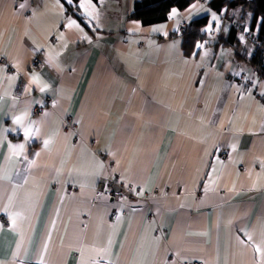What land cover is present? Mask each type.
Instances as JSON below:
<instances>
[{"label":"crops","instance_id":"crops-1","mask_svg":"<svg viewBox=\"0 0 264 264\" xmlns=\"http://www.w3.org/2000/svg\"><path fill=\"white\" fill-rule=\"evenodd\" d=\"M209 1L144 25L134 0H0V264H264V81L213 53L236 26L252 54L251 12Z\"/></svg>","mask_w":264,"mask_h":264},{"label":"trees","instance_id":"trees-1","mask_svg":"<svg viewBox=\"0 0 264 264\" xmlns=\"http://www.w3.org/2000/svg\"><path fill=\"white\" fill-rule=\"evenodd\" d=\"M193 0H134L133 10L126 17L129 19H137L144 25L155 24L164 22L169 17V12L172 7L178 9H184ZM210 6L219 11L221 7L227 6V8L241 7L251 12L250 31L253 32L254 27L259 17L264 19V0H210L208 2ZM259 22L258 30L255 33L256 39L254 43V50L251 56L246 60L245 65L251 67V72L254 73L257 78L264 81V23ZM207 23V17H199L190 20L187 26L181 33L182 47L186 53H190L195 43L202 41L206 38V34L202 31ZM239 27H230L228 35L224 37H216V45L231 44L236 45L237 49L235 54L231 56V61L238 65L240 62H244L246 57L242 53V48L238 43L236 32ZM178 33V32H177ZM238 43V45H237Z\"/></svg>","mask_w":264,"mask_h":264},{"label":"snow or ice","instance_id":"snow-or-ice-1","mask_svg":"<svg viewBox=\"0 0 264 264\" xmlns=\"http://www.w3.org/2000/svg\"><path fill=\"white\" fill-rule=\"evenodd\" d=\"M67 2H68V3H72V4H74V5H75L78 9H80L85 15H90L89 13H87V12L85 11V7H86V5H85L84 0H67ZM98 2H99V0H87V4H92V5L97 4ZM21 7H23V5H21ZM175 11H176V10L173 9V13H175ZM216 20H217V18H216V16H215V14H213V19H212V21L209 23V25L205 28V31H211L212 24H213V23H216ZM261 23H264V19L261 20ZM245 31H247V29H245ZM240 39L243 40V36H241ZM197 47L199 48V47H201V45H200V44H197ZM9 79H10V80H11V79H14V77H9ZM40 83H41V80H40L39 75L36 74V73H33L32 76H31L30 84H40ZM48 87H49V86L45 83V84H43V85L40 87L39 90H40L41 93H43V92H45V91L48 89ZM27 91L31 92L32 89H31V88H28ZM54 103H55V102H54ZM26 114H27V113H25V115H26ZM23 118H24L23 115H17V116H14V117L12 118V120H13V124L22 127V121H23ZM6 131H15V129H8V130H6ZM36 132H38V129H34L32 126H28V127H23V132H22V134H23L25 140L27 141V140H30V139L35 135ZM43 144H44V146L46 147V146L49 144V140H48V139H45V140L43 141ZM13 147H14L15 149H19L20 151H22L23 148H24V145H23V144H20V145H15V146H13ZM37 154H38V153H37ZM249 239H251V237H249ZM255 250H256L257 252H262V251H264V250H262L259 246H255Z\"/></svg>","mask_w":264,"mask_h":264},{"label":"rangeland","instance_id":"rangeland-1","mask_svg":"<svg viewBox=\"0 0 264 264\" xmlns=\"http://www.w3.org/2000/svg\"><path fill=\"white\" fill-rule=\"evenodd\" d=\"M204 1H206V0H204ZM239 8H241V7H239ZM246 22L249 24V16L246 18ZM259 25V24H258ZM258 25H257V23H256V25H255V27L257 26V29H258ZM255 27H254V29H255ZM243 27H240V31H239V34H244L245 35V33H246V35L248 36V38L250 39V41H253V42H255V39H256V34L254 33V30H253V32L252 31H250V26H249V29H247V31H245V33H244V31H243V29H242ZM257 31V30H256ZM255 31V32H256ZM239 41H240V43H241V45L243 46V45H245L246 43H248L245 39L244 40H241V39H239ZM254 44V43H253ZM236 49H237V46L236 45H231V44H222V43H220V44H217L216 46H215V48H213V53L217 56V57H219V58H221V59H219L218 58V64L220 65V66H223V65H225L227 62L229 63V64H232V61H231V56H233L234 54H235V51H236ZM230 53V55L229 56H225L226 55V53ZM243 54H244V52H243ZM251 56V55H250ZM250 56H245L246 57V59L244 60V62H240L238 65H236L237 67H239V69L246 75V79L247 80H249V81H251V79L253 78V77H255L256 75L254 74V73H252L251 72V67L249 66V65H245L244 66V63H246V60L250 57ZM35 58H36V56H34V58H33V60H32V65H33V67H38L39 66V62L38 61H36L35 60ZM34 61V62H33ZM241 78H242V76H240ZM244 79V78H243ZM243 79H241V80H243ZM245 80V79H244ZM245 82L247 83V81L245 80ZM20 94H22V92H20L19 93V95Z\"/></svg>","mask_w":264,"mask_h":264},{"label":"built area","instance_id":"built-area-1","mask_svg":"<svg viewBox=\"0 0 264 264\" xmlns=\"http://www.w3.org/2000/svg\"><path fill=\"white\" fill-rule=\"evenodd\" d=\"M187 25L186 24H183L182 27L180 28V30L178 31V34H181L182 31L184 30V28L186 27ZM36 61H38L40 64L39 66L42 64V62L39 60V58L36 56L35 58ZM34 62V61H33ZM24 90V81L23 80H20L18 81L17 85H16V88H15V93L16 94H19L20 92H23ZM47 102H51V100H48L47 99ZM35 109V108H34ZM39 108H36L35 112H38ZM113 189L110 188V191H112ZM186 264H205L201 261H194V262H187Z\"/></svg>","mask_w":264,"mask_h":264},{"label":"bare ground","instance_id":"bare-ground-1","mask_svg":"<svg viewBox=\"0 0 264 264\" xmlns=\"http://www.w3.org/2000/svg\"><path fill=\"white\" fill-rule=\"evenodd\" d=\"M155 191H158V189H157V188H155Z\"/></svg>","mask_w":264,"mask_h":264}]
</instances>
